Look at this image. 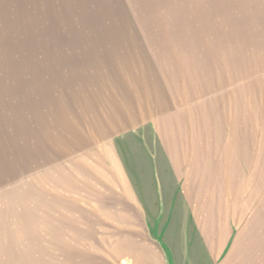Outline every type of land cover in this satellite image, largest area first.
Here are the masks:
<instances>
[{
  "label": "rangeland",
  "instance_id": "obj_1",
  "mask_svg": "<svg viewBox=\"0 0 264 264\" xmlns=\"http://www.w3.org/2000/svg\"><path fill=\"white\" fill-rule=\"evenodd\" d=\"M129 1L0 0V264H264V0Z\"/></svg>",
  "mask_w": 264,
  "mask_h": 264
},
{
  "label": "crops",
  "instance_id": "obj_2",
  "mask_svg": "<svg viewBox=\"0 0 264 264\" xmlns=\"http://www.w3.org/2000/svg\"><path fill=\"white\" fill-rule=\"evenodd\" d=\"M132 1V0H131ZM124 2H130L129 0H123V3ZM134 2H135V0H134ZM120 4H122V1L120 2ZM135 4V3H134ZM124 8H123V4L121 5V7H120V10H119V13H121V12H123L124 10H123ZM115 10V12H116V6H115V8L114 7H109V10H108V13H111V12H113ZM204 228H206V227H204Z\"/></svg>",
  "mask_w": 264,
  "mask_h": 264
}]
</instances>
